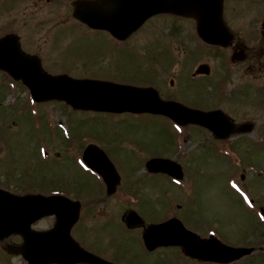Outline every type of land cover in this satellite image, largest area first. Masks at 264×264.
<instances>
[{"label": "rangeland", "instance_id": "374dc122", "mask_svg": "<svg viewBox=\"0 0 264 264\" xmlns=\"http://www.w3.org/2000/svg\"><path fill=\"white\" fill-rule=\"evenodd\" d=\"M72 1L0 0V38L16 36L49 75L150 84L162 98L220 109L233 129L215 146L208 131L194 125L177 128L162 117L83 112L60 101L37 104L0 73V185L29 192L63 189L59 179L72 178L75 155L80 166L79 145L94 142L110 150L122 194L95 199L88 217L80 212L73 234L86 250L116 264H199L172 248L147 255L136 239L141 230L126 233L119 225L122 214L134 209L145 223L174 215L202 238L211 234L227 246L255 249L230 264H264V219L258 213L264 210V0H224V21L234 44L241 43L237 50L246 55L226 66L224 56L229 59L232 48L217 54L200 45L190 19L153 17L118 43L76 23ZM202 64L209 65V75L189 79ZM26 102L29 110H23ZM37 142L48 163L40 158ZM158 157L179 164L182 180L174 184L165 175H149L144 165ZM83 192L70 194L77 198ZM53 222L47 217L32 228L48 229ZM21 243L17 235L1 240L0 264H26L7 251Z\"/></svg>", "mask_w": 264, "mask_h": 264}, {"label": "water", "instance_id": "95a60500", "mask_svg": "<svg viewBox=\"0 0 264 264\" xmlns=\"http://www.w3.org/2000/svg\"><path fill=\"white\" fill-rule=\"evenodd\" d=\"M223 0H97L94 4L78 3L74 16L95 30H105L119 41L126 40L148 18L158 14H172L192 18L196 33L210 45L227 47L232 35L222 20ZM264 31V20L261 24ZM241 57H238L240 59ZM0 69L14 80H20L34 101L63 100L73 108L108 113H149L163 115L178 125L196 123L210 130L216 137L225 138L230 125L219 112L202 113L171 102L159 100L155 91L138 89L106 82L72 80L66 76L44 74L35 58L22 54L13 37L0 40ZM208 74L204 66L197 70ZM83 161L99 173L109 192L118 181L105 155L88 147ZM151 172H166L181 179V170L173 162L153 159L146 163ZM79 204L59 197L40 195L16 196L0 190V241L17 234L22 246H9L7 251L19 253L28 264H108L83 251L71 236L70 230L78 218ZM55 216L52 229L45 232L31 230V224L44 217ZM128 229L142 226V219L133 211L122 218ZM145 248L178 246L185 256L200 261L227 264L250 254L252 248H231L210 237L199 240L176 219L147 226L142 233Z\"/></svg>", "mask_w": 264, "mask_h": 264}, {"label": "flooded vegetation", "instance_id": "af4514ba", "mask_svg": "<svg viewBox=\"0 0 264 264\" xmlns=\"http://www.w3.org/2000/svg\"><path fill=\"white\" fill-rule=\"evenodd\" d=\"M76 1H88V0H74V1L71 2L70 5L72 6V4H73L74 2H76ZM49 2H50V0H47V3H49ZM64 20H65V19H63L61 22H63ZM15 38L17 39V41H18V43H19V45H20L21 50L24 51V52L27 53V54L32 55V54L30 53V50L27 49V48L22 47L21 42L18 40V38H17V37H15ZM240 44H241V43H240ZM240 44H239V43L234 44V45H233V49H238V46H240ZM26 50H28V51H26ZM32 56H33V55H32Z\"/></svg>", "mask_w": 264, "mask_h": 264}]
</instances>
